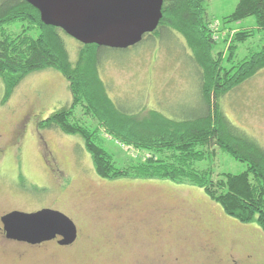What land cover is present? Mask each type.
<instances>
[{
    "label": "rangeland",
    "instance_id": "rangeland-1",
    "mask_svg": "<svg viewBox=\"0 0 264 264\" xmlns=\"http://www.w3.org/2000/svg\"><path fill=\"white\" fill-rule=\"evenodd\" d=\"M206 1L211 27L219 28L237 0ZM64 37L74 62L80 45ZM145 41L101 49L99 74L110 96L165 113L198 107L199 74L183 37L166 33ZM3 93L0 85V212L55 209L75 222L79 237L62 248L1 242L0 264H264L260 227L228 216L202 189L161 179L101 178L79 137L38 131L37 120L71 102L61 72L29 74L4 104ZM224 100L231 121L264 143V68L226 94L223 106ZM100 136L119 166L142 153L103 130ZM212 165L217 172L244 168L224 153Z\"/></svg>",
    "mask_w": 264,
    "mask_h": 264
},
{
    "label": "trees",
    "instance_id": "trees-1",
    "mask_svg": "<svg viewBox=\"0 0 264 264\" xmlns=\"http://www.w3.org/2000/svg\"><path fill=\"white\" fill-rule=\"evenodd\" d=\"M161 12L156 29L139 43L166 33L183 37L199 74L198 107L165 113L146 109L141 102L119 103L99 74L101 49L111 47L78 41L77 59L72 62L67 34L44 24L38 10L25 0H0L1 103L29 74L61 72L71 102L37 124L79 137L99 177L196 186L225 214L242 223L254 222L264 233V143L231 121L225 100V110L222 103L226 94L264 68V0H237L221 17L219 28L211 27L206 0H163ZM102 130L142 153L117 165L103 145ZM217 153L244 163L243 170L217 172L212 165Z\"/></svg>",
    "mask_w": 264,
    "mask_h": 264
},
{
    "label": "water",
    "instance_id": "water-1",
    "mask_svg": "<svg viewBox=\"0 0 264 264\" xmlns=\"http://www.w3.org/2000/svg\"><path fill=\"white\" fill-rule=\"evenodd\" d=\"M41 21L61 28L84 44L127 48L156 29L163 0H25ZM7 238L31 244L55 239L67 245L77 237L75 222L61 211L14 210L0 216Z\"/></svg>",
    "mask_w": 264,
    "mask_h": 264
},
{
    "label": "flooded vegetation",
    "instance_id": "flooded-vegetation-1",
    "mask_svg": "<svg viewBox=\"0 0 264 264\" xmlns=\"http://www.w3.org/2000/svg\"><path fill=\"white\" fill-rule=\"evenodd\" d=\"M37 121H38V120H37ZM37 121H36V127H37V130L40 131V128H39V126H38V124H37ZM41 130H46V129H41ZM48 152H49L50 154H52L50 150H48ZM52 170L55 171L54 169H52ZM56 172H57V174H58L59 170H57ZM20 183H22V177L20 178ZM14 210H21V209H18V208H17V209H11V210H9V211H5V212H0V216L4 215V214H6V213H9V212H11V211H14ZM21 211H25V210H21ZM76 227H77V237H76L75 241H76V240L78 239V237H79V228H78L77 225H76ZM155 235H156V234H155ZM159 235H160V234H159ZM155 237H156V236H155ZM157 237H158V236H157ZM4 241L19 242V243H23V244H26V245H29V246H40V245H42V244H44V243H46V242H53L58 248L66 247V246H69V245L73 244V243H71V244H69V245H61V244H58V243L56 242L55 239H51V240H47V241H43V242L35 243V244H31V243H27V242H22V241H16V240H13V239L7 238L5 231L2 230V229H0V243H1V242H4ZM245 258H246V259H249V258H250V255H246ZM230 261H231L230 264H242V263H240V262H238L237 260H234V259H231ZM245 264H249V263H248V260H246V263H245Z\"/></svg>",
    "mask_w": 264,
    "mask_h": 264
}]
</instances>
